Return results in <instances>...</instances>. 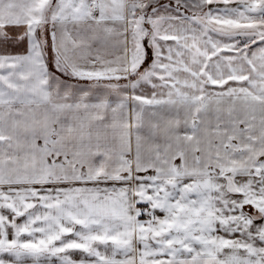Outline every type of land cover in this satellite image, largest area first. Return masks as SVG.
<instances>
[{
  "label": "snow or ice",
  "instance_id": "obj_1",
  "mask_svg": "<svg viewBox=\"0 0 264 264\" xmlns=\"http://www.w3.org/2000/svg\"><path fill=\"white\" fill-rule=\"evenodd\" d=\"M0 264H264V0H0Z\"/></svg>",
  "mask_w": 264,
  "mask_h": 264
}]
</instances>
